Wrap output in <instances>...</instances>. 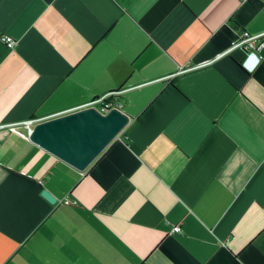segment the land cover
<instances>
[{"label":"crops","instance_id":"0c3cea01","mask_svg":"<svg viewBox=\"0 0 264 264\" xmlns=\"http://www.w3.org/2000/svg\"><path fill=\"white\" fill-rule=\"evenodd\" d=\"M244 32L264 0H0V264H264V46L215 60ZM113 92L84 173L13 131Z\"/></svg>","mask_w":264,"mask_h":264},{"label":"water","instance_id":"95a60500","mask_svg":"<svg viewBox=\"0 0 264 264\" xmlns=\"http://www.w3.org/2000/svg\"><path fill=\"white\" fill-rule=\"evenodd\" d=\"M242 43L243 40H240L215 60L238 51L242 62L240 67L247 72L252 71L261 60L258 50L250 52ZM96 102L97 100L33 122L31 119L26 121L34 125L28 136L29 141L76 171L84 173L131 121V117L119 109L101 114L93 107ZM42 195L50 203H56V199L47 190Z\"/></svg>","mask_w":264,"mask_h":264},{"label":"built area","instance_id":"2783aa9c","mask_svg":"<svg viewBox=\"0 0 264 264\" xmlns=\"http://www.w3.org/2000/svg\"><path fill=\"white\" fill-rule=\"evenodd\" d=\"M263 36H251L249 33L244 32L241 36V40H243V46L250 50H259L264 46ZM0 43L5 44L8 48L13 49L16 46V41L11 37L4 36L0 34ZM116 94V93H115ZM118 95V93L116 94ZM93 107L97 109L101 114L105 115L112 109L121 110L122 105L117 101L110 100L108 95L100 98L94 103ZM23 126L26 128V133H22L18 131L16 128H13V131L19 134L22 137L28 138L29 134L32 133L33 126L31 122L23 123ZM122 134V133H121ZM120 134V135H121ZM120 138V136H118ZM171 233L174 235L182 234V228L179 225L173 226L171 229Z\"/></svg>","mask_w":264,"mask_h":264},{"label":"trees","instance_id":"16d2710c","mask_svg":"<svg viewBox=\"0 0 264 264\" xmlns=\"http://www.w3.org/2000/svg\"><path fill=\"white\" fill-rule=\"evenodd\" d=\"M108 98L110 99V100H113V101H116V100H118V95H116L115 93H109L108 94ZM97 100V99H96ZM123 132V131H122ZM120 136V135H119Z\"/></svg>","mask_w":264,"mask_h":264},{"label":"flooded vegetation","instance_id":"af4514ba","mask_svg":"<svg viewBox=\"0 0 264 264\" xmlns=\"http://www.w3.org/2000/svg\"><path fill=\"white\" fill-rule=\"evenodd\" d=\"M36 119H37V118H32L31 121L33 122V121H35Z\"/></svg>","mask_w":264,"mask_h":264},{"label":"rangeland","instance_id":"374dc122","mask_svg":"<svg viewBox=\"0 0 264 264\" xmlns=\"http://www.w3.org/2000/svg\"><path fill=\"white\" fill-rule=\"evenodd\" d=\"M34 127V126H33Z\"/></svg>","mask_w":264,"mask_h":264}]
</instances>
